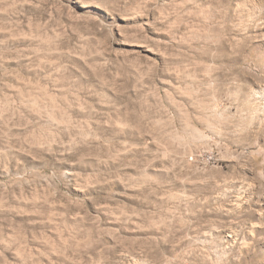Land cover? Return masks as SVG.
Here are the masks:
<instances>
[{
	"label": "rangeland",
	"instance_id": "obj_1",
	"mask_svg": "<svg viewBox=\"0 0 264 264\" xmlns=\"http://www.w3.org/2000/svg\"><path fill=\"white\" fill-rule=\"evenodd\" d=\"M0 264H264V0H0Z\"/></svg>",
	"mask_w": 264,
	"mask_h": 264
},
{
	"label": "snow or ice",
	"instance_id": "obj_2",
	"mask_svg": "<svg viewBox=\"0 0 264 264\" xmlns=\"http://www.w3.org/2000/svg\"><path fill=\"white\" fill-rule=\"evenodd\" d=\"M102 6V5H101Z\"/></svg>",
	"mask_w": 264,
	"mask_h": 264
}]
</instances>
